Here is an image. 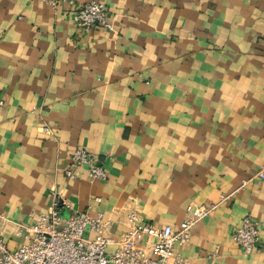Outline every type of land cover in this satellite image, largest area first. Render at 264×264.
<instances>
[{
    "label": "crops",
    "instance_id": "crops-1",
    "mask_svg": "<svg viewBox=\"0 0 264 264\" xmlns=\"http://www.w3.org/2000/svg\"><path fill=\"white\" fill-rule=\"evenodd\" d=\"M102 1L110 30L75 26L66 0H0L6 245L53 192L63 214L102 213L115 236L128 212L177 230L188 205L230 193L175 247L191 264H264V0ZM76 147L105 180L86 165L65 176ZM246 214L261 241L248 253L232 237Z\"/></svg>",
    "mask_w": 264,
    "mask_h": 264
},
{
    "label": "built area",
    "instance_id": "built-area-1",
    "mask_svg": "<svg viewBox=\"0 0 264 264\" xmlns=\"http://www.w3.org/2000/svg\"><path fill=\"white\" fill-rule=\"evenodd\" d=\"M44 1L56 8L64 0ZM66 2L75 26L82 29L112 28L102 0ZM44 130H47L46 126ZM80 165L87 166L90 179H106L107 172L97 163L95 155L79 147L70 152L63 168L65 176L74 178ZM257 175L264 178V164ZM230 195L220 194L218 201L212 203L188 205V216L180 222L177 230L169 224L156 229L142 223L135 213L128 212L125 217L130 228L115 236L110 231L112 221L104 218L102 213L95 216L86 211L63 214L61 211L66 202L57 192H53L51 203L45 211L31 213L32 222L29 225L16 226L18 232H23V239L15 247L9 248L0 233V264H191L175 244H185L195 225ZM91 200L98 202L100 197L93 196ZM232 237L246 253L260 247L257 222L248 214L233 229Z\"/></svg>",
    "mask_w": 264,
    "mask_h": 264
}]
</instances>
